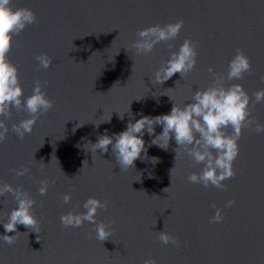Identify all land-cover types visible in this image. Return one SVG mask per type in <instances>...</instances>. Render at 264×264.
I'll return each instance as SVG.
<instances>
[{
    "label": "water",
    "instance_id": "1",
    "mask_svg": "<svg viewBox=\"0 0 264 264\" xmlns=\"http://www.w3.org/2000/svg\"><path fill=\"white\" fill-rule=\"evenodd\" d=\"M12 6L30 8L38 17L14 36L8 57L19 68L25 100L39 80L54 107L22 140L11 128L29 114L13 108L5 117L10 131L0 143V184L28 192L41 225L39 233L18 225L13 245L0 240V264H144L150 258L158 264H264V134L245 128L236 176L224 181L225 190L189 182L204 165L193 166L182 149L176 161L174 137L163 149L151 145L154 136L145 131L149 159L142 153L127 171L111 145L107 153L92 154L90 144L106 130L110 136L125 131L141 113L169 114V96L177 104L191 103L194 92L213 80L208 69L226 76L238 50L251 58L252 71L226 85L241 83L250 95L264 89V0H12ZM179 20L185 24L176 40L157 44L147 55L131 47L139 30ZM189 38L198 43L196 68L186 78L177 73L154 85L155 71ZM45 53L53 59L47 69L36 60ZM252 100L253 114L264 124V102L255 104L254 95ZM162 131L155 126V135ZM22 167L28 173L17 176L13 170ZM43 180L50 184L46 196L39 193ZM66 193L73 197L68 204L62 202ZM91 196L108 202L98 222L115 229L103 243L91 223L67 228L60 222L69 211H85ZM229 200L236 204L226 207ZM17 206L11 194L0 197V235H16L3 222ZM216 208L225 213L222 223L211 222ZM164 230L179 239V247L159 241L156 232Z\"/></svg>",
    "mask_w": 264,
    "mask_h": 264
},
{
    "label": "clouds",
    "instance_id": "2",
    "mask_svg": "<svg viewBox=\"0 0 264 264\" xmlns=\"http://www.w3.org/2000/svg\"><path fill=\"white\" fill-rule=\"evenodd\" d=\"M37 19L38 17L32 9L14 8L12 0H0V143L7 139V134L10 131L5 117H11L13 108L17 111H26L30 116V118L12 125L11 130L22 140L25 134L33 131L40 116L47 115L54 107V102L48 98L44 85L39 80L35 82L33 94L25 100V89L20 82L19 68L8 58L13 47L14 36L20 35L28 25L36 23ZM184 24L183 20H179L166 25L156 24L141 29L137 33L138 39L131 44V47L136 50L137 55H147L153 51L157 44L176 40L183 30ZM198 55V43L190 38L186 39L179 50L172 52L170 58L155 71L152 83L162 85L177 73H180L182 78H186L196 68ZM36 60L43 69L49 68L53 63V59L46 53L37 55ZM252 67L251 58L244 51L238 50L228 63L226 76L215 73L213 68L208 69L209 73L213 74V80L206 89L194 92L191 103L177 104L168 95L174 101L169 114L153 117L141 113L142 118L136 120L135 123L130 121L125 131L110 136L106 130L104 135L98 137L95 144L90 143L92 154H95L97 150L107 153L111 145L112 155L116 162L121 169L127 171L129 168L135 167V162L137 159H141L142 153L145 154L143 159H149L143 139L145 131L150 136H154L151 145L163 149L169 147L170 141L174 137L178 145L175 149L176 161L182 149L192 159L193 166L204 165L201 172L188 176L189 182L201 184L206 189L215 187L225 190L227 185L224 181L236 176L235 161L240 155L239 140L245 128L258 134H264V124L260 123L258 117L253 114L255 105L252 100L254 95L255 104L264 102V89L250 95L241 83H233L231 86H227L225 83L226 80L243 79L246 73L252 71ZM130 114L132 115L131 105ZM119 115L123 120L124 115L120 113ZM111 119L112 116L106 120L100 119L99 123L95 124L99 127L100 124L110 122ZM83 125L80 123L77 127ZM156 125L163 126V131L159 135H155ZM157 159L152 157V163H156ZM86 163H88L87 160L84 161V166ZM42 166H44L43 163ZM175 167L171 170V177ZM13 171L17 176H24L29 169L22 167ZM40 184L39 193L46 196L50 184L47 180L41 181ZM170 188H165L163 191L168 193ZM8 194L13 196L18 206L7 214V221L3 222V227L6 232H16V235H0V240L10 246L21 234L17 230L18 225H23L25 228L39 233L41 221L35 215L36 200L28 192L22 188H15L9 183L0 184V197ZM72 198L71 193H66L62 202L68 204ZM235 204V200H229L226 207L230 208ZM107 207L106 200L102 201L91 196L83 204L85 211L80 213L75 210L69 211L61 215L60 222L67 228H79L85 222L91 223L94 225L96 239L103 243L109 240L115 231L110 224L103 221L98 222L100 209ZM224 220V211L216 208L211 222L222 223ZM156 236L165 245L173 243L180 246L179 239L165 230L156 232ZM37 239L40 240L39 236ZM144 264H158V262L155 258H150L146 259Z\"/></svg>",
    "mask_w": 264,
    "mask_h": 264
}]
</instances>
